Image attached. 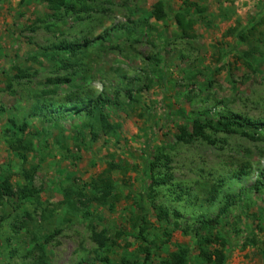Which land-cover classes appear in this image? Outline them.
Returning <instances> with one entry per match:
<instances>
[{
	"label": "rangeland",
	"instance_id": "374dc122",
	"mask_svg": "<svg viewBox=\"0 0 264 264\" xmlns=\"http://www.w3.org/2000/svg\"><path fill=\"white\" fill-rule=\"evenodd\" d=\"M70 1L76 9L68 12L46 0H0V181L23 184L31 171L40 190L25 202L0 196V264H123L144 257L147 242L133 226L140 203L155 264L181 247L190 249L193 264H205L199 228L212 248L220 247L212 234L225 230V264L264 263V184L256 186L264 137L208 128L211 140L178 139L192 131L191 115L210 109L264 124V0H187L204 8L189 36L173 15H152L160 0ZM161 1L177 10L186 0ZM121 23L125 30L116 29ZM64 40L84 46L60 56L67 65L46 50ZM58 76L72 80L57 87L50 79ZM75 89L92 93L59 106ZM100 94L111 98L105 110L115 129L106 133L96 124L92 138L88 118L73 112ZM40 102L55 106L39 111ZM15 122L27 125L20 130ZM159 152L169 156L170 169L161 158L153 173L171 172L166 183L144 168ZM111 161L123 169L112 172L113 205H101L91 199L92 181L108 173ZM228 198L224 225L205 224ZM160 205L170 211L167 220L158 217ZM93 227L116 244L100 247Z\"/></svg>",
	"mask_w": 264,
	"mask_h": 264
},
{
	"label": "trees",
	"instance_id": "16d2710c",
	"mask_svg": "<svg viewBox=\"0 0 264 264\" xmlns=\"http://www.w3.org/2000/svg\"><path fill=\"white\" fill-rule=\"evenodd\" d=\"M51 4V8L55 10H60L62 7L66 8L68 12L76 9V4L70 0H46ZM79 2H84L86 0H78ZM195 6L193 9L192 6ZM165 7L163 1H158L154 5V9L152 10V15L156 17L158 20H163L168 16L173 15L176 20L178 26L182 29V36H189L191 33L189 32L192 27L193 23L196 21V15L198 12H204V8H200L196 3H189L187 0L185 1V5L181 6L177 10H173V8ZM127 23H121L117 25L116 29H124L126 28ZM239 37H244L241 34H237ZM104 39V38H100ZM83 45L80 43H72L68 42L67 40L60 41L59 44H55L52 48H46L49 52L48 55H51V59L54 60L55 58H60V60L65 64L68 62L67 57L62 58L60 56H64L65 53L70 55H76L77 52L83 49ZM54 51V53H53ZM245 63L248 67L253 68L254 62L245 56ZM61 63V62H60ZM67 65V64H65ZM72 80L71 76H61L56 78H51L50 81L57 87H61L63 84ZM92 93L91 90L88 91H80L79 89L71 90L66 94V100L59 103V106H66L68 104L77 105L81 103L82 100L85 99L86 96ZM111 98L107 97L105 94L98 95L90 104H88L85 108H80L74 110V115L81 116L84 115L88 118V125L92 128V138H97L98 131L95 130L96 124L101 125V128L106 132L109 133L111 130L115 129V126L109 121L108 113L106 112V107L111 104ZM47 106L48 108H52L55 106L54 103L44 104L39 103L37 104V108L39 111H44V107ZM64 113L54 116L52 118L53 121L62 119ZM192 120V131L191 132H182V134L178 137L179 140L184 141L186 143L192 142L196 138H205L211 140L210 135L207 132V129L210 128L215 131H225V132H241L244 135H247L251 138H259L264 137V124H254L250 122H246L244 120L237 119L233 116H230L225 113L215 114L213 113L212 109L205 110L202 112H196L194 115H191ZM51 119V117H50ZM18 126L20 130H23L27 123L25 122L24 125H18L15 122V126ZM20 140V139H18ZM160 154L155 155L154 160L147 159L144 161V168L146 172H150V179L153 178V181L156 183H166L168 178L171 177L167 172L162 176H157V174L153 173V168L157 166L161 162V158H165L167 160L166 166L170 169L168 162L170 161L169 156L165 155L163 152H159ZM120 168L123 169L121 164L116 162H110V168H108V173L104 174L103 176L94 179L92 181V189L94 194L92 195L91 199L95 200L97 203L101 205L111 204L113 205V198L116 195V182L112 176V172L116 169ZM33 172L28 171L26 172L24 179L26 180L23 184H13L9 177H5L3 180L0 181V196L2 198L8 199H15L16 202H25L32 200L33 198L37 197L40 193V190L33 186ZM169 176V177H168ZM264 184V171H262L261 178H259L256 182L257 188L262 187ZM151 187V186H150ZM217 188L215 187L211 193V200H214L216 197ZM239 196L241 194H238ZM237 194L235 196H238ZM69 204L76 208V203L70 200L69 196ZM116 197V196H115ZM90 199V200H91ZM91 200V201H92ZM236 200V199H235ZM234 201V200H233ZM113 202V203H112ZM141 204V214L133 218V226L134 228H138L139 235L141 239L146 244L142 245V251L145 253L144 257L136 258L134 261H130L127 258L122 259L123 264H155L152 258L153 252L152 248L149 244V238L146 234L147 226L145 223L146 221V212L145 207L142 203ZM232 205V200L228 198L226 206H224L216 218H208L204 220L205 224L211 227L213 224H222L221 218L225 215ZM158 210V217L160 219H168L170 211L164 206L160 205L155 207ZM144 212V213H143ZM88 213H91L88 211ZM143 213V214H142ZM202 228L196 230V235L200 236L198 240L199 246V256L202 258L205 264H225L226 261V248H227V239L224 235L225 230L222 228L221 232H215L213 237L220 243V247L212 248L209 245L210 237L201 234L200 231ZM92 238L93 240L100 246L105 248H110L116 244L115 239H110L109 236L106 234H102L98 232L95 227L92 228ZM48 237L46 241H48ZM248 243H245L247 245ZM42 247L41 245H39ZM42 258V257H41ZM36 264H44V260L40 259L35 262ZM158 264H193L190 258V249L188 247H181L177 251L171 252L167 257L163 258L159 261ZM264 264V263H259Z\"/></svg>",
	"mask_w": 264,
	"mask_h": 264
}]
</instances>
